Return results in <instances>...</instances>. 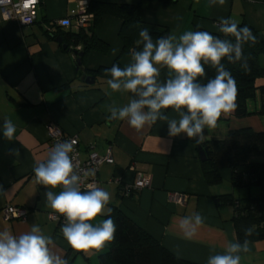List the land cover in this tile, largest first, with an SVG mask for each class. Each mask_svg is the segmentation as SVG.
I'll return each instance as SVG.
<instances>
[{
	"label": "crops",
	"instance_id": "1",
	"mask_svg": "<svg viewBox=\"0 0 264 264\" xmlns=\"http://www.w3.org/2000/svg\"><path fill=\"white\" fill-rule=\"evenodd\" d=\"M90 1L110 4H136L138 0H39L35 21L20 26L0 16V122L11 120L16 127L13 140L0 136V209L7 204L26 207L24 221L3 220L0 230L15 235L38 226L52 237L51 250L69 260V264H99L95 251L74 250L66 257L70 245L63 238L62 224L49 219L56 213L44 199L45 188L36 183L34 166L46 159L52 148L48 141V124H56L65 134L79 141L80 157L89 152L103 156L110 152L112 162H103L98 170V188L109 192V207L118 208L127 218L156 240L175 257L197 264H207L210 255L223 253L229 243L238 242L233 225V207L217 204L215 197L234 193L229 168L220 170V183L209 185L202 176L196 143L183 133L167 135L166 121L132 128L126 120L108 119L109 107H122L129 96L111 92L104 76L93 79L86 70L110 68L115 62L125 67L131 52L123 51L119 38L122 21L102 15L94 29L107 49L90 50L83 66L77 69L70 53L56 42L58 33L76 31L57 24L76 16L80 5ZM147 24L179 36L195 28L219 32L221 18L245 22L264 36V0H225L210 5L209 0H176L174 3L150 1L140 14ZM264 64V55L261 57ZM79 70V71H78ZM161 69V80L166 77ZM91 77L92 83L86 82ZM256 85H264V78ZM110 93V94H109ZM259 100L248 101L247 109L258 107ZM168 119H178L171 108L163 110ZM222 132L214 135L206 129L205 139L222 138L227 129L251 127L264 130V116H233L224 113ZM204 139V140H205ZM136 171L150 176V185L124 193L135 181ZM54 191H59V187ZM181 197V202L177 198ZM199 213L203 223L191 238H185L178 224L187 216ZM105 216H97L93 222ZM108 244L103 248L106 250ZM240 264H264V239L248 242V251L240 253Z\"/></svg>",
	"mask_w": 264,
	"mask_h": 264
},
{
	"label": "clouds",
	"instance_id": "2",
	"mask_svg": "<svg viewBox=\"0 0 264 264\" xmlns=\"http://www.w3.org/2000/svg\"><path fill=\"white\" fill-rule=\"evenodd\" d=\"M210 5H223L225 0H209ZM219 32L185 31L177 36H160L153 40L147 27L138 32L130 61L125 67L113 64L106 69V83L111 92L129 96L122 107H109L108 119L123 121L134 129L166 121L167 135L183 133L202 143L205 131L215 128L222 114L234 111L236 79L223 61L239 62L247 67L242 47L255 43L251 29L221 18ZM215 69V76L203 80L205 67ZM166 77L161 80V69ZM110 94V93H109ZM171 108L178 119H168L163 110ZM16 127L11 120L0 122V136L11 141ZM74 141L57 142L46 159L38 162L33 172L36 183L45 188L47 205L65 221L62 236L76 251L100 253L114 239L117 225L109 207L108 191L90 186L81 190V177L74 170ZM91 174V173H89ZM59 187V191H54ZM97 216L106 218L93 222ZM203 218L199 213L184 217L178 227L185 238H191ZM252 229H245L251 235ZM51 236L33 225L19 235L0 230V264H69V260L54 253ZM248 251V241L229 243L221 254L210 255L207 264H240V253Z\"/></svg>",
	"mask_w": 264,
	"mask_h": 264
},
{
	"label": "trees",
	"instance_id": "3",
	"mask_svg": "<svg viewBox=\"0 0 264 264\" xmlns=\"http://www.w3.org/2000/svg\"><path fill=\"white\" fill-rule=\"evenodd\" d=\"M150 1L174 3L176 0H138L136 4H110L106 2L90 1L87 3V12L93 14L91 26L78 31H67L58 33L64 45L63 50L70 53L77 69L84 67L86 54L97 49L104 52L107 46L95 35V27L102 15H112L119 18L122 23L119 29V38L123 44L124 52H131L135 47V41L139 38L138 32L147 27L153 40L160 36H166L167 31L156 26L147 24L141 20L142 7ZM240 26H248L256 37L255 43H246L242 47L243 58L247 67H242L239 62L229 63L223 61L225 67L236 79V104L233 116L243 118L249 115L264 116V85H256L260 78H264V64L261 57L264 55V36L258 30L245 22L237 23ZM202 30L195 28L193 31ZM206 31V30H203ZM209 32V31H208ZM217 36L222 33L210 32ZM80 45V50L75 47ZM81 66L76 59L78 54ZM114 64H117L115 62ZM108 68H100L96 71H87L93 79L97 76L110 78L106 72ZM79 71V70H78ZM205 77L202 82L215 76V69L205 67ZM259 99L258 107L254 110L247 109L248 101ZM223 114L219 119H222ZM207 131H205V136ZM205 150V159L201 161L202 176L207 184L216 185L220 183V170L229 168L231 171V183L233 187L256 186L260 194L245 196L233 193L221 194L215 197L217 204H227L233 207V225L236 239L243 243L255 242L264 239V130L256 131L251 127L229 128L222 138L205 139L197 143ZM111 216L117 225L114 239L108 243L105 251L98 254L99 264H197L175 257L162 248L151 236L146 234L142 228L127 218L118 208L112 207ZM106 218V216H105ZM251 228V235H245V229ZM70 249L66 257L72 253Z\"/></svg>",
	"mask_w": 264,
	"mask_h": 264
},
{
	"label": "built area",
	"instance_id": "4",
	"mask_svg": "<svg viewBox=\"0 0 264 264\" xmlns=\"http://www.w3.org/2000/svg\"><path fill=\"white\" fill-rule=\"evenodd\" d=\"M39 0H0V16L3 20H12L20 26L31 25L36 18ZM87 4H81L80 8L73 18H63L57 21V24L64 27H74L76 31L84 29L87 30L93 21V14L87 12ZM80 50V45L75 47ZM48 141L53 147L57 142L74 141L72 156L74 170L81 177V190H87L90 186L98 187V170L100 164L103 162L111 163L112 157L110 152L103 156H99L96 152H89L85 159L80 157L79 141L75 135L65 134L56 124H48ZM91 173V174H89ZM150 185V176L136 171L135 181L124 187V193L140 190ZM183 199L177 198L178 202ZM29 210L23 206H16L7 204L0 209L3 220H21L24 221ZM49 219L64 224L63 217L58 213H50Z\"/></svg>",
	"mask_w": 264,
	"mask_h": 264
},
{
	"label": "rangeland",
	"instance_id": "5",
	"mask_svg": "<svg viewBox=\"0 0 264 264\" xmlns=\"http://www.w3.org/2000/svg\"><path fill=\"white\" fill-rule=\"evenodd\" d=\"M37 11H38V9H37ZM257 98V100L259 99L258 97H256ZM250 102H254V101H250ZM223 122L222 121H217V125H216V127L215 128H209V129H207L209 132H210V134H212V135H214L213 133H215V134H217L218 135V133H221L222 132V130L223 129H221V124H222ZM234 193L236 194V195H241V196H245L247 193H250L251 195H259L260 194V191H259V189L256 187V186H250L249 188H248V190H247V188H244V187H238V188H235V191H234Z\"/></svg>",
	"mask_w": 264,
	"mask_h": 264
},
{
	"label": "water",
	"instance_id": "6",
	"mask_svg": "<svg viewBox=\"0 0 264 264\" xmlns=\"http://www.w3.org/2000/svg\"><path fill=\"white\" fill-rule=\"evenodd\" d=\"M56 42L62 44V39L60 37H57L56 39ZM62 47H64V45H62ZM82 56L81 53L78 54V58L76 59V63L78 66H80L81 62H80V57ZM86 82H89V83H92L93 82V79L91 77H87ZM198 150H199V157H200V160H204L205 159V150L201 148L200 145L197 146Z\"/></svg>",
	"mask_w": 264,
	"mask_h": 264
}]
</instances>
